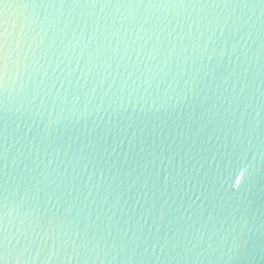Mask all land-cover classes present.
Wrapping results in <instances>:
<instances>
[{
	"label": "water",
	"instance_id": "1",
	"mask_svg": "<svg viewBox=\"0 0 264 264\" xmlns=\"http://www.w3.org/2000/svg\"><path fill=\"white\" fill-rule=\"evenodd\" d=\"M6 11L3 264H264L262 0Z\"/></svg>",
	"mask_w": 264,
	"mask_h": 264
},
{
	"label": "snow or ice",
	"instance_id": "2",
	"mask_svg": "<svg viewBox=\"0 0 264 264\" xmlns=\"http://www.w3.org/2000/svg\"><path fill=\"white\" fill-rule=\"evenodd\" d=\"M31 2V0H28ZM264 2V0H262ZM8 0H0V79H3L4 74L8 67V50L12 47V44L16 43V31L19 29L21 38L25 34L23 31V25L17 23L15 28H12L9 23L7 15ZM12 28L10 31L9 29ZM4 251V241L0 239V253ZM0 264H3V260L0 259Z\"/></svg>",
	"mask_w": 264,
	"mask_h": 264
}]
</instances>
